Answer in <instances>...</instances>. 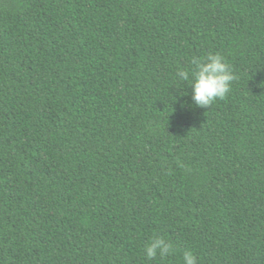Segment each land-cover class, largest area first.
<instances>
[{
	"label": "trees",
	"instance_id": "trees-1",
	"mask_svg": "<svg viewBox=\"0 0 264 264\" xmlns=\"http://www.w3.org/2000/svg\"><path fill=\"white\" fill-rule=\"evenodd\" d=\"M210 53L236 79L200 108ZM185 251L264 264V0H0V264Z\"/></svg>",
	"mask_w": 264,
	"mask_h": 264
},
{
	"label": "clouds",
	"instance_id": "clouds-1",
	"mask_svg": "<svg viewBox=\"0 0 264 264\" xmlns=\"http://www.w3.org/2000/svg\"><path fill=\"white\" fill-rule=\"evenodd\" d=\"M192 70H179L176 76L179 80L189 82L191 99L195 106L209 108L217 100H225L229 95L232 82L236 79L231 65L221 54H208L205 58H193ZM174 249L163 236H154L145 246L144 254L147 260L161 259L170 256ZM183 264H199L197 255L185 251Z\"/></svg>",
	"mask_w": 264,
	"mask_h": 264
}]
</instances>
